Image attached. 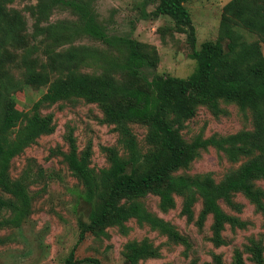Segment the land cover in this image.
Segmentation results:
<instances>
[{"label": "rangeland", "instance_id": "rangeland-1", "mask_svg": "<svg viewBox=\"0 0 264 264\" xmlns=\"http://www.w3.org/2000/svg\"><path fill=\"white\" fill-rule=\"evenodd\" d=\"M46 1V0H45ZM48 13L38 11V0H12L6 10L19 13L24 23L14 33L0 29V117L6 103L13 101L15 107L31 116L51 115L52 130L37 137L9 163V175L16 179L31 168L34 175L39 171L40 180L28 188L32 195L29 213L19 227H0V263L2 264H66L73 253L75 264H93L85 261L97 259L102 264H125L127 244L146 243L152 254L142 255L134 264H214V255L220 256L223 264H233L239 254L244 264H253L256 247L262 248L264 259V179L253 180L254 189L260 192L263 208L241 191L233 192L234 205L223 199L218 203L239 224L226 223L221 230V242L212 238L213 216L201 217L203 201L196 196L191 206L192 214L183 211L184 198L174 196V205L163 209L160 199L152 191L131 200L140 202L153 216L176 232L174 239L159 227L139 224L131 218L125 229L107 224L100 231L86 232L79 238L82 223L89 222L90 209L100 207L106 195V187L91 201L85 200L86 187L68 167L65 154L70 151L69 138L75 143L78 156L87 154L89 168L96 174L110 166L109 150L120 158L127 159L129 151L119 124L105 118L97 103L81 97H70L53 104H45L37 110L33 103L46 92L48 84L41 80L40 66L58 61L47 52H66L70 48L92 47L108 56L122 59L125 52L116 45L105 44L83 32L82 22L74 6L68 3L84 2L96 24L109 36L132 37L142 43L147 64L141 78H132L123 71L110 68L97 58L76 60L70 66L74 71L92 76H109L121 84L133 83L144 86V79L157 75L187 77L195 69L192 48L187 41L188 28L177 24L168 15L154 16L151 11L159 0H47ZM229 0H188V9L196 36L195 48L204 41L220 40L227 50V30L238 33V40H259L264 58V40L257 33L249 32L238 25L235 18L222 23L224 5ZM52 4V5H51ZM225 24V25H224ZM236 34V35H238ZM50 60V62H49ZM61 61V60H60ZM64 67L67 64H63ZM66 73L52 74L51 78ZM219 111L214 113L206 104L196 105L194 114L182 122L179 132L186 143L194 138H222L237 132H252L255 129L253 111L241 107L236 100L218 99ZM171 119V116H168ZM131 132L136 148L142 156L137 173L145 170L154 161L165 156L156 141L149 138L150 125L145 122L124 123ZM13 136V134H12ZM251 155L238 156L231 160L226 153L208 146L197 150L187 166L175 171L191 177H210L215 183L235 173ZM147 164H143V163ZM0 196L10 197L0 188ZM237 205V206H236ZM11 216L7 209L0 210V220ZM264 264V261H263Z\"/></svg>", "mask_w": 264, "mask_h": 264}, {"label": "trees", "instance_id": "trees-1", "mask_svg": "<svg viewBox=\"0 0 264 264\" xmlns=\"http://www.w3.org/2000/svg\"><path fill=\"white\" fill-rule=\"evenodd\" d=\"M56 1L53 0L52 4ZM186 1L188 0H159L150 14L168 15L177 24L188 28L187 41L192 48L191 57L195 59V69L185 78L157 75L144 79L143 87L133 83L121 84L109 76L82 74L70 68L76 60L82 62L87 58H97L110 68L123 71L132 78H141L147 62L141 42L132 37L107 35L96 24L84 2L68 3L76 8L84 33L105 44L119 46L125 52L122 59H118L87 46L70 48L63 53L48 51L47 59L53 56L59 60H55L53 65L43 63L39 70L41 80L48 84V88L33 103V110L73 96L81 97L88 102L97 103L105 118L118 123L122 134L127 136L125 144L129 157L122 159L115 150L108 149L110 166L101 169L98 174L89 168L86 153L78 156L74 140L69 138L70 151L65 154V160L72 174L86 187L85 200L95 199L106 187L103 203L100 207L90 209L89 222L82 223L80 239L86 232L101 231L107 224L117 225L124 230L125 222L131 218L139 224L159 227L174 239H180L176 232L148 212L140 202L131 200L148 191L158 195L163 209L174 205L175 195L182 196L183 211L189 216L192 214L191 206L195 197L200 196L203 201L201 217L208 213L213 216L212 238L216 243L221 242L224 224H239L236 218L221 209L219 200L223 199L234 205L231 195L241 191L254 200L259 208H263L260 192L253 186V180L264 179V58L259 40H238V33L227 30L225 34L230 39L227 50L220 40L204 41L196 49L194 27L189 11L184 6ZM10 2L12 0H0V29L14 33L24 21L19 13L6 10L5 5ZM37 4L41 14L48 13L47 0H38ZM223 7L222 23L228 21L230 15L238 25L259 34L264 40V0H229ZM65 63L66 67L63 65ZM63 70L66 71L64 76L51 78L52 74ZM219 98L236 100L241 107L252 109L254 131H241L222 138L196 137L186 143L179 132L182 122L194 114L198 104H206L217 113ZM169 115L171 119L168 118ZM131 121L149 124L150 140L156 141L166 151V156L160 162L154 161L140 173L136 169L142 163V156L131 132L124 126V123ZM51 130V115L42 116L35 111L28 117L24 111L15 107L13 101L6 103L0 117V188L10 197L0 196V210H9L11 216L0 220V227L17 228L21 225L29 213L32 199L28 188L42 176L40 171L34 175L31 168H27L16 179H12L8 172L11 159L37 137ZM208 146L222 149L231 160H236L241 155H251L255 151L257 155L247 160L221 183H215L210 177L175 174L176 170L187 166L194 159L198 149ZM3 241L4 239H0V242ZM126 248L125 264H134L142 255L153 252L146 243L133 242L127 244ZM213 260L214 264H223L220 256L214 255ZM252 260L253 264H263L261 247L255 248ZM85 261L102 264L94 258ZM66 264H75L73 253L67 257ZM233 264H244L239 254L235 255Z\"/></svg>", "mask_w": 264, "mask_h": 264}]
</instances>
